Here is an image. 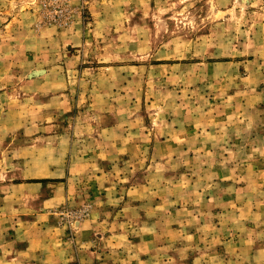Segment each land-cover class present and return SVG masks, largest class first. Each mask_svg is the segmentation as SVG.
<instances>
[{
	"label": "rangeland",
	"instance_id": "1",
	"mask_svg": "<svg viewBox=\"0 0 264 264\" xmlns=\"http://www.w3.org/2000/svg\"><path fill=\"white\" fill-rule=\"evenodd\" d=\"M48 169L66 204L29 215L69 245L96 216L161 264H264V0H0V199Z\"/></svg>",
	"mask_w": 264,
	"mask_h": 264
},
{
	"label": "crops",
	"instance_id": "2",
	"mask_svg": "<svg viewBox=\"0 0 264 264\" xmlns=\"http://www.w3.org/2000/svg\"><path fill=\"white\" fill-rule=\"evenodd\" d=\"M65 175L64 170L48 169L43 178L56 182L45 185L10 184L7 187L25 194L15 197L6 194L0 199V209L7 202L10 207L13 203L18 204L15 206L19 208L13 215H10V211L9 215L0 214V224L7 223L12 229V234L3 235V232H0V264H161V248H157L158 245L150 248L149 256L147 253L143 254L141 247L148 245L145 241L147 237L137 235L138 240L131 241L127 229L111 231L104 228L110 224V218L100 220L96 216L93 217L82 227L72 246L47 213L39 212L34 215L36 211L66 204ZM32 190H36L38 194H31ZM31 205L37 210L29 215L31 212L28 208ZM118 216L113 218L118 219ZM122 219L127 224V220ZM217 237L222 240L224 235L220 237L217 234ZM149 238L155 240L156 237L154 235ZM131 252L134 253L133 257L129 254Z\"/></svg>",
	"mask_w": 264,
	"mask_h": 264
}]
</instances>
